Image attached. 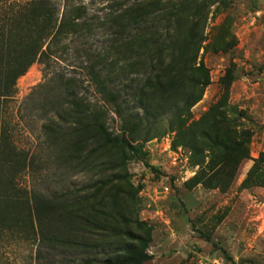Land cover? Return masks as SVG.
Segmentation results:
<instances>
[{
  "label": "trees",
  "instance_id": "16d2710c",
  "mask_svg": "<svg viewBox=\"0 0 264 264\" xmlns=\"http://www.w3.org/2000/svg\"><path fill=\"white\" fill-rule=\"evenodd\" d=\"M106 1L118 7L101 23L109 28L111 39L97 51L84 48V59L75 66L63 62L70 43L96 33L82 0H0V103L14 96L16 80L39 63L45 81L50 74L40 101L49 119L58 122L57 130H52L57 133L59 165L113 167L111 152L119 150L116 163L127 171L128 162L143 158L144 142L156 137L133 134L135 128L143 125L147 133L165 119L166 133L173 135L171 147L188 149L192 165L199 168L190 185L226 192L249 156L250 134L238 128L235 112L222 99L190 120L191 108L201 100L209 78L204 65L195 62L203 37L194 28L200 13L191 6L209 0H180L169 12L159 1H148L147 10L136 0ZM60 62L85 72L84 79L99 100L92 102L83 95L80 77L60 74L65 72ZM128 69L138 72L136 78H129ZM177 78L185 83L180 91L174 84ZM111 113L122 123L120 133L108 127ZM21 165H28L25 156L20 159L7 138L0 137V232L24 234L48 251L58 249L65 254L64 264H144L152 259L151 228L133 232L130 220L106 194L122 176L98 180L96 193L102 196L95 202L71 193L48 198L15 183ZM252 174L244 183L252 178L264 185L261 176ZM98 245L111 247L113 254L76 260V254H88Z\"/></svg>",
  "mask_w": 264,
  "mask_h": 264
},
{
  "label": "rangeland",
  "instance_id": "374dc122",
  "mask_svg": "<svg viewBox=\"0 0 264 264\" xmlns=\"http://www.w3.org/2000/svg\"><path fill=\"white\" fill-rule=\"evenodd\" d=\"M82 1L89 8L96 33L88 40L70 43L63 62L75 66L83 61L84 48L97 51L108 44L110 30L101 23L107 14L118 10L106 0ZM127 1L132 0L123 3ZM136 1L142 3V10H147L148 1H159V6L169 12L180 0ZM191 7L200 13L194 28L203 37L195 62L204 65L209 78L201 100L191 108L190 120L198 119L222 99L228 110L235 112L232 114L238 128L250 134L249 156L226 192L190 185L189 180L199 168L192 165L188 149L171 147L173 135L166 133L165 119L154 123L147 133L143 125L135 128L133 134L156 137L144 142L143 158L128 162L127 171L116 163L119 150L111 152L115 157L113 167L106 165L96 170L59 165L55 161L57 133L52 130H57L58 122L49 119L40 101L43 89L49 86L50 74L45 81L39 63L32 64L16 80L14 96L1 101L0 137H6L19 158L25 156L28 162L15 174V183L48 198L71 193L95 202L102 196L96 193L98 180L122 176L106 194L130 220L128 226L133 232L141 234L146 226L151 228L148 250L152 259L144 264H264V185L251 176L244 183L250 171L253 177L264 179V0H209ZM63 62L59 63L61 68L65 67ZM74 65L59 73L80 77L83 95L98 101L99 95L84 79L85 72ZM127 72L129 78H136L138 73L132 69ZM177 79L174 84L180 91L185 83ZM108 127L114 134L121 132L122 123L113 113ZM111 253V247L98 245L75 258L107 257ZM63 257L65 254L58 249L48 251L24 234L0 232V264H64Z\"/></svg>",
  "mask_w": 264,
  "mask_h": 264
},
{
  "label": "built area",
  "instance_id": "2783aa9c",
  "mask_svg": "<svg viewBox=\"0 0 264 264\" xmlns=\"http://www.w3.org/2000/svg\"><path fill=\"white\" fill-rule=\"evenodd\" d=\"M167 189V188H166Z\"/></svg>",
  "mask_w": 264,
  "mask_h": 264
}]
</instances>
